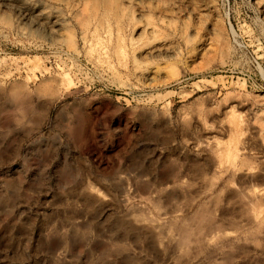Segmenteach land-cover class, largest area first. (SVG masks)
<instances>
[{"label": "rangeland", "instance_id": "obj_1", "mask_svg": "<svg viewBox=\"0 0 264 264\" xmlns=\"http://www.w3.org/2000/svg\"><path fill=\"white\" fill-rule=\"evenodd\" d=\"M0 264H264V0H0Z\"/></svg>", "mask_w": 264, "mask_h": 264}, {"label": "bare ground", "instance_id": "obj_2", "mask_svg": "<svg viewBox=\"0 0 264 264\" xmlns=\"http://www.w3.org/2000/svg\"><path fill=\"white\" fill-rule=\"evenodd\" d=\"M136 210V214L138 215L137 217L139 218H142V215H139V212L141 214L142 211H138ZM144 213L145 215V212H142V214ZM194 219L196 220V226L191 228L189 226H181V227H177L176 230H177V238L178 241H179V245L181 247H183L184 245L186 244H189L191 242H201L204 237L206 236V234L210 231V230H213L215 228H217V224L218 222L215 221L213 218H211V216L209 214H207L206 212L204 211H198L195 215H194ZM128 228L125 227V230L123 229V232L124 231H127ZM130 230H128L127 232H124V233H130L132 232V228L130 227L129 228ZM135 230L133 229V232ZM122 232V233H123ZM124 234V235H126Z\"/></svg>", "mask_w": 264, "mask_h": 264}]
</instances>
